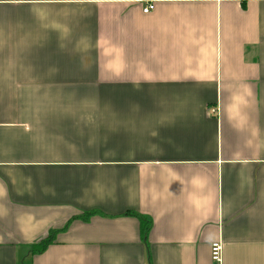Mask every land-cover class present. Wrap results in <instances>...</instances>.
I'll list each match as a JSON object with an SVG mask.
<instances>
[{"label": "crops", "instance_id": "1", "mask_svg": "<svg viewBox=\"0 0 264 264\" xmlns=\"http://www.w3.org/2000/svg\"><path fill=\"white\" fill-rule=\"evenodd\" d=\"M0 264H264V0H0Z\"/></svg>", "mask_w": 264, "mask_h": 264}, {"label": "trees", "instance_id": "2", "mask_svg": "<svg viewBox=\"0 0 264 264\" xmlns=\"http://www.w3.org/2000/svg\"><path fill=\"white\" fill-rule=\"evenodd\" d=\"M131 213L138 217L140 224H141L142 232L143 233L145 232L144 233L145 235L147 232L146 230L150 227V221L146 219V217L140 213H137V212H131ZM86 214L83 217H86ZM56 232H57L56 229H50L45 237L39 239L37 242H34L33 244H30L29 250L27 252V256H32V255L43 252L46 249V247L50 243H52Z\"/></svg>", "mask_w": 264, "mask_h": 264}, {"label": "built area", "instance_id": "3", "mask_svg": "<svg viewBox=\"0 0 264 264\" xmlns=\"http://www.w3.org/2000/svg\"><path fill=\"white\" fill-rule=\"evenodd\" d=\"M152 8H153V2L149 1L142 9V11L146 13L149 12ZM221 249H222V245L219 241L214 242L211 246V258L216 262H219L221 260Z\"/></svg>", "mask_w": 264, "mask_h": 264}]
</instances>
